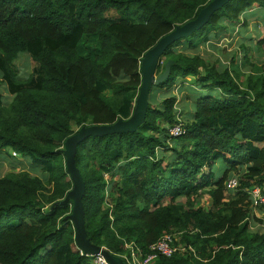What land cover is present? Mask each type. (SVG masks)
Returning <instances> with one entry per match:
<instances>
[{"label": "trees", "instance_id": "obj_1", "mask_svg": "<svg viewBox=\"0 0 264 264\" xmlns=\"http://www.w3.org/2000/svg\"><path fill=\"white\" fill-rule=\"evenodd\" d=\"M210 1L0 0V86L13 95L0 93V150L18 152L42 173L14 166L0 178V264H98L76 247L73 225L63 220L71 204L52 209L73 186L64 143L84 125L128 119L144 54ZM255 7L264 9V0H231L165 51L157 74L172 60L171 75L153 87L137 132L79 144L94 244L126 261L127 243L147 254L175 234L178 250L154 264H264V206L256 217L249 195L255 186L264 192V67L249 63L250 48L241 64L222 70L198 52L227 24L246 25L242 17ZM256 46L264 47V36ZM22 54L36 63L25 79L15 71ZM186 79L206 92L183 116L176 96L159 102L156 90ZM179 117L186 132L173 138ZM240 171L238 194L228 200L225 183ZM206 195L208 209L200 204Z\"/></svg>", "mask_w": 264, "mask_h": 264}, {"label": "water", "instance_id": "obj_2", "mask_svg": "<svg viewBox=\"0 0 264 264\" xmlns=\"http://www.w3.org/2000/svg\"><path fill=\"white\" fill-rule=\"evenodd\" d=\"M231 0H211L197 17L187 21L182 25H177L171 32L162 36L157 43L150 48L141 60V85L138 96L135 100V107L132 115L128 119L120 118L113 124L84 125L73 135L69 136L63 147L66 171L72 182V189L66 197L53 204L52 209L58 204L61 206H72L71 213L63 220L71 222L74 228V240L76 247L87 256H101L107 264H127L122 256L112 253L107 248L94 244L88 237L86 227V213L84 206V196L86 194V183L80 168L76 163L78 146L88 138L104 137L114 134L135 133L146 122L147 113L150 108V94L153 87L159 86L171 75L173 61L166 62L164 71L157 74L161 58L165 51L175 42L191 37L206 26L211 17L221 10Z\"/></svg>", "mask_w": 264, "mask_h": 264}, {"label": "rangeland", "instance_id": "obj_3", "mask_svg": "<svg viewBox=\"0 0 264 264\" xmlns=\"http://www.w3.org/2000/svg\"><path fill=\"white\" fill-rule=\"evenodd\" d=\"M259 35L261 36V38L264 36V31L263 33H259ZM230 41L227 40H222L221 42L215 40V38H212V41L214 43L218 42L219 45L216 48H212L211 46H207L206 45H201L198 48V52L207 60L210 61L211 64H215L218 68H220L221 70L224 69L225 67H231V63L232 61H237V63L241 64V60L244 59L245 57V52L243 47H241L242 49L240 50V48L238 47H233V45L231 46V44H233L232 39H229ZM218 48V50H217ZM250 48V50H252L251 53H249V63H256L258 64V66L264 67V47H262V49H252L251 47H247ZM177 50H183V47H179ZM256 51L262 52V56H255L257 54ZM252 67L248 65V67H243L241 66V69L245 72V73H249ZM15 71L16 74L19 78H27L28 76H30L31 74H33V72L36 70V63L28 56V55H20L18 60L15 63ZM194 80L193 79H186V80H181L180 83H178V85L170 91H166V90H156L157 93V99L159 100V102H161L162 100H164L165 98L169 97V96H176L177 97V103L176 105L178 106L179 111L182 109V111H185L186 109L190 108V104L193 103L195 104V102L198 99V95L197 93H200L202 89H198L197 86L193 85ZM181 86V87H180ZM182 89V90H181ZM206 92L205 90H202V93ZM215 92V91H213ZM0 93H2L3 95L9 97L10 99L13 98V95L9 96V94H7V90L6 87L4 85L0 86ZM193 107V106H192ZM187 112V111H186ZM186 112H183L184 114H186ZM261 147H264V144L260 145ZM14 151L9 150V149H5V150H0V178L4 177L6 174L13 172L12 171V165H16L18 168L16 169L17 172L19 171H27L30 172L33 175L36 176H42V173L38 170L33 169V166L31 165V163L24 159L20 154H18V157H13ZM2 161H4V165L1 163ZM242 174V171H240L238 174L236 172H231L229 174V176L231 178L233 177H238L240 178ZM109 179V177H108ZM238 194V192H226V198L232 199L234 198L236 195ZM180 201H184L183 199H180ZM201 206H203L204 208L208 209L211 206V199L208 195H206L202 201H201ZM255 211V216L261 218L262 214L258 212L257 209H254Z\"/></svg>", "mask_w": 264, "mask_h": 264}, {"label": "built area", "instance_id": "obj_4", "mask_svg": "<svg viewBox=\"0 0 264 264\" xmlns=\"http://www.w3.org/2000/svg\"><path fill=\"white\" fill-rule=\"evenodd\" d=\"M178 122L170 128V136L173 138L181 137L185 134V122L181 117L177 118ZM159 149H157L158 155ZM18 152L14 151L12 156L18 157ZM227 192H235L240 186L239 177H233L227 180L225 183ZM251 206L256 209L260 206H264V192L259 186H255L249 191ZM175 234H166L160 238L155 244L149 247L147 254L142 253V251L135 246L134 243H127L126 250L128 254L126 256L127 264H154V262L160 257H171L178 248L175 246L177 241ZM186 248L184 247V250ZM124 259V258H123ZM96 262L98 264H107L106 261L101 257L97 256Z\"/></svg>", "mask_w": 264, "mask_h": 264}, {"label": "crops", "instance_id": "obj_5", "mask_svg": "<svg viewBox=\"0 0 264 264\" xmlns=\"http://www.w3.org/2000/svg\"><path fill=\"white\" fill-rule=\"evenodd\" d=\"M242 19H243L242 22H246V25H243L242 23L238 25L227 24L225 26L226 28L222 31V33H220L219 38H216L215 32L212 33L211 39L207 43V46L216 48L219 45L218 42L214 43L212 41V38H215V40L219 42H221L222 40L230 41L229 39H232L233 44H231V46L233 45V47H238L240 48V50L242 49L241 47H243L244 52L247 49V47H251L254 50L257 49L256 44L258 40L261 39V36L259 35V33L262 34L264 31V9L260 7H255L247 11L243 15ZM256 52L257 54L255 56L257 57L259 55L260 56L263 55L262 52H259V51H256ZM201 94H202V90L200 93H197L198 96H200ZM189 106L190 108L186 109L185 111H182V109L179 111L177 105H176V109L178 113L182 114L183 116H187L190 112L193 111L194 104L191 103ZM183 112H186V114H184ZM1 163L4 165V161H2ZM14 166L12 165V171H14Z\"/></svg>", "mask_w": 264, "mask_h": 264}]
</instances>
